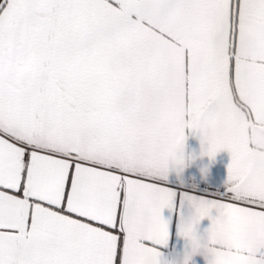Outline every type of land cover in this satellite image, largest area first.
Wrapping results in <instances>:
<instances>
[{
	"label": "snow or ice",
	"instance_id": "obj_1",
	"mask_svg": "<svg viewBox=\"0 0 264 264\" xmlns=\"http://www.w3.org/2000/svg\"><path fill=\"white\" fill-rule=\"evenodd\" d=\"M185 128L231 163L180 234L264 264V0H0V264H161Z\"/></svg>",
	"mask_w": 264,
	"mask_h": 264
},
{
	"label": "crops",
	"instance_id": "obj_2",
	"mask_svg": "<svg viewBox=\"0 0 264 264\" xmlns=\"http://www.w3.org/2000/svg\"><path fill=\"white\" fill-rule=\"evenodd\" d=\"M186 140L183 147L184 164H169V173L164 182L167 187L174 190L177 195L171 209L165 208L162 216L169 224V239L166 245L158 246L161 253V264H208L211 260L207 249L201 248L195 254L191 252V245L187 238L179 231L181 221H189L195 215L192 202L185 200L184 195H194L197 199L206 198L213 200L221 193L228 190V166L231 163V154L228 150H221L214 158L207 155L208 145L202 143V136L195 130L185 128ZM218 211L213 208L211 216H218ZM212 220L205 217L196 226V235L207 242L208 230ZM209 247L213 245L210 243ZM257 258H264V249L257 254Z\"/></svg>",
	"mask_w": 264,
	"mask_h": 264
},
{
	"label": "clouds",
	"instance_id": "obj_3",
	"mask_svg": "<svg viewBox=\"0 0 264 264\" xmlns=\"http://www.w3.org/2000/svg\"><path fill=\"white\" fill-rule=\"evenodd\" d=\"M182 155H183V158H185V157H184V153H183ZM189 242H190V245H191V252H193V242H192L191 240H189ZM196 243H197V245H198L199 250H200L201 248H204V249H207V250L209 251L210 256H211V259H212L213 261H215V260L217 259V257H216L214 254H212V252H211V248L209 247V244L211 243V242H210V238H209V240H208L207 242H202V240H201L200 238H198V240H197Z\"/></svg>",
	"mask_w": 264,
	"mask_h": 264
}]
</instances>
